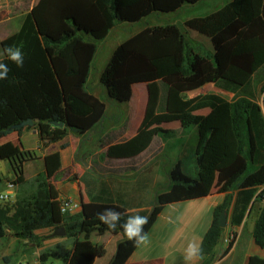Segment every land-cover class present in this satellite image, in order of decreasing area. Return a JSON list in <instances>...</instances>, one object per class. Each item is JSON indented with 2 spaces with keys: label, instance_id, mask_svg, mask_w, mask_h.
I'll return each instance as SVG.
<instances>
[{
  "label": "trees",
  "instance_id": "obj_1",
  "mask_svg": "<svg viewBox=\"0 0 264 264\" xmlns=\"http://www.w3.org/2000/svg\"><path fill=\"white\" fill-rule=\"evenodd\" d=\"M199 1L35 0L18 31L0 42L1 48L14 45L25 54L22 68L5 56L0 59L10 68L8 78L0 80V136L33 127L44 147L69 132L83 135L91 131L106 112L105 102L86 85L96 41L104 39L116 21L135 22ZM184 25L205 36L210 50H196L175 23L145 26L113 49L100 74L107 97L130 102L133 86L144 84L146 100L135 132L107 142L104 155L110 160H134L157 136L171 135L163 125L176 122L182 129L191 126L196 130L195 177L177 161L169 170V185L156 193L149 211H127L112 197L87 192L79 211L64 214L59 192L50 182L60 168V153L46 154L44 169L30 180L21 173L15 176L16 183L29 186V193L17 196L12 205H0V225L23 239L35 241L39 239L36 230L63 226V237L74 248L63 252L57 243L54 250L41 251L39 262L61 259L64 264H93L103 257L102 243H74L82 231H112L97 220V213L105 208L115 209L122 218L134 213L148 216L147 233L166 204L207 196L215 187L223 197L213 208L200 240L203 256L198 264L212 261L224 231L218 223L221 211L228 217L231 210L229 222L239 225L258 201L261 206L251 237L256 246L264 248V0H229L203 16L187 19ZM207 83L233 93L232 98L213 92L185 96L186 91ZM203 109H207L205 114L197 113ZM28 118L34 120L33 125L14 127ZM52 121L63 125L55 126ZM67 145L61 143L60 148ZM24 155L28 153H20L19 145L0 144V159H13L18 170ZM112 232L121 238L107 264H127L137 245L119 228ZM245 264H264V258L249 255Z\"/></svg>",
  "mask_w": 264,
  "mask_h": 264
},
{
  "label": "rangeland",
  "instance_id": "obj_2",
  "mask_svg": "<svg viewBox=\"0 0 264 264\" xmlns=\"http://www.w3.org/2000/svg\"><path fill=\"white\" fill-rule=\"evenodd\" d=\"M221 2L223 3L224 0H201L195 4H184L176 11L154 12L135 22L116 21L106 37L96 41L97 48L90 65L86 85L91 93L105 102L106 115L103 121L92 130L88 138V155H91L92 166L90 168H84V172L81 175L79 172L70 175L69 180L78 178L83 183L86 193H95L101 185L112 187L113 192L111 197H119L121 194L124 196L123 193L128 197L130 194L138 193L140 199L139 205H142L144 209L149 211L154 203L156 193L169 185V170L177 161L181 162V166L187 174L195 177L196 164L193 152L197 142L196 130L191 126L182 130L176 122L163 125L164 128L170 129L172 133L167 138L157 136L150 148L152 152L148 158L151 159L146 166H142L143 162H139L138 164H125L104 161L106 157L102 145L109 141V132H115L114 140H123L131 136L138 126L145 106L146 88L144 84L134 85L132 89L133 94L129 100L130 102L119 103L107 97L104 87L100 84V74L116 45L145 26L175 23L180 27L185 37L189 40V43L196 50L209 51V40L205 36L188 30L184 22L191 17L203 16L217 9ZM212 91L213 89L207 86L201 92L210 93ZM223 97L230 99L231 96L224 94ZM257 100L261 104L260 91L257 93ZM125 106L127 107L126 110L124 109ZM206 112L207 109H203L197 113L205 114ZM124 131L126 132L124 133ZM34 140V138L29 139V147H35V153L38 155V149L36 148ZM72 142H74L73 139ZM71 148H73V144H70ZM14 160L16 161L17 159ZM12 162L13 159H0V176L13 178V174L18 169L17 166L12 165ZM101 162L104 163V166L100 164ZM100 165L102 168H99ZM125 165L128 167L125 168ZM34 167L38 169V158L33 159L32 164L28 167L30 170H25L27 173L26 178L23 177L26 180H30L35 175L34 171L36 169ZM110 169L119 170L118 173H132V175L124 177L123 175L110 172ZM66 185L67 183L65 182L63 186ZM16 190L15 200L17 196L28 194L30 188L23 183L17 184ZM215 193H220L218 187H215L205 198L200 197L168 205L166 211L171 214L172 219L170 222H164L163 229H159L154 235L159 240L158 243L161 244L157 250L162 253H167L168 249L166 248V244L173 245L176 247L175 249H178L179 245L181 248H185L189 241L200 243L211 219L212 203L219 199ZM13 203L10 204L12 205ZM260 205L261 202L259 201L254 204L255 215L256 207ZM253 220L254 216L252 215L240 236L238 248L225 260H223V257L228 252H225V250L231 244L225 246L223 236L225 233L233 231L237 239V233L232 228L223 231V235L215 248L216 250L210 264L215 261H217L216 264L220 263V261H222L220 264H242L249 255H257L264 258V248L256 246L248 233L249 227L253 224ZM35 233L39 236V239L29 241L0 225V264H18L22 256L25 257L23 260L27 264H37L41 251H52L55 249L57 243H59L63 252L74 248L70 239L63 236H52L50 229H39ZM119 237L112 231L105 230L99 232L96 229H91L80 232L74 244H83L85 241L90 246L104 244L106 249L105 255L96 258L93 264H107L115 250ZM178 252V250L171 252L167 258V262H170L169 264H184L183 250L181 253ZM55 261L62 263L61 259H56ZM150 264H157V262L153 261Z\"/></svg>",
  "mask_w": 264,
  "mask_h": 264
},
{
  "label": "crops",
  "instance_id": "obj_3",
  "mask_svg": "<svg viewBox=\"0 0 264 264\" xmlns=\"http://www.w3.org/2000/svg\"><path fill=\"white\" fill-rule=\"evenodd\" d=\"M227 1H229V0H224L223 3L221 2V4H219V7L222 6ZM34 2H35V0H0V42L5 37L9 36L10 34L16 32V31H18V29L21 26V22H22L23 17L30 11ZM195 33H197V32H195ZM199 35H201V34H199ZM0 48H1V46H0ZM1 58H3V55H0V59ZM207 86H210L211 89H213V91H212L213 93L219 94L222 97L224 94L231 96L230 99L233 96V93L228 92L226 90H223L221 88L215 87L213 85V83H207L200 88L190 90V91H186L185 96L187 98H191V97H194L196 95L205 94L201 91ZM230 99H227V100H230ZM119 103H121V102H119ZM124 109L126 110L127 107L125 106ZM105 115H106V112H105ZM103 119L100 121V123L103 121ZM92 130L86 134H83V135H76L72 132H69L62 140L50 143L47 146L43 147L40 145V140H39V136H38L36 129L31 127L28 129L27 128L23 129L20 134L13 131V132H10L8 134L0 136V144L4 143L6 141H10L13 144L19 145L20 153H22V154H23V152L28 153V155H24V157L20 163L18 162L20 165V169L13 174V178H15V176L19 173H21L26 178V174H27L26 171H27V169H29L28 167L30 164H32L34 158H38V169H36V167H34L37 170V171L35 170L34 173L36 174V173L42 171L44 169L43 157L50 152L58 150L60 153L61 165H60V168L51 176L50 182L58 190L60 199H62L64 197H69V198L76 200L80 204L82 197H83L84 201L87 200V194L84 190L83 183L78 178H76L74 180H69V176L74 174V173H78V172L81 175L84 172V168H90L92 166L91 165V155H88V145H87L89 143L88 138H89ZM125 132L126 131H124V133ZM108 136H112V137H110L109 141L114 140L113 138L115 137V132H113V131L109 132ZM30 138L35 139L34 141L36 144V148L38 149V155L35 153V149H34L35 147H33V148L29 147V142H30L29 139ZM72 139L74 140V142H72ZM114 141H116V140H114ZM65 142H67L68 145L64 148H60V144L65 143ZM106 143H104L102 145V148L105 149ZM70 144H73V148H71V149H70ZM150 148L145 150L141 155H139L138 157H136L134 160H131V161L110 160L106 156H105L106 158L104 161L105 162L111 161L114 163L117 162V163H125V164H132V163L138 164L139 162H143L142 166H146L151 159V158H148V157H150V153L152 152L150 150ZM141 156H142V158H141ZM6 160H11V159H6ZM100 164L102 166H104L103 162H101ZM101 165L99 166V168H102ZM127 167L128 166L125 165V168H127ZM130 168H133V167H130ZM110 172L116 173L118 175L119 174L123 175L124 177H129L132 175V173H128V172L118 173L119 170H113V169H110ZM65 182L67 183V185L63 186V184ZM16 188H17V186H16ZM112 192H113L112 187H107V186L101 185L100 188L93 194L98 193V194L103 195L104 197H111ZM16 194H17V190H16ZM123 194H124V196L121 194V196L119 195V197L113 196L112 198H113V200H117V201H120L121 203H123L126 206L127 211L132 212V211H136L139 209H144V207L142 205H139L140 199H139L138 193L130 194V195H128V197L125 196L126 195L125 193H123ZM215 195H217V197H219V199L212 203V210L222 200L223 193H221V192L215 193ZM207 196H204L202 198H205ZM179 202H182V201H179ZM173 203H177V202H173ZM171 204L172 203L166 204L163 207L162 211L158 214L154 223L152 224L150 229L147 231V235L149 237L148 245L147 246H144V245L137 246L136 249L132 252V254L128 257L127 264H150L153 261H156L157 264H169L170 262H167V258L171 254V252L178 250L179 251L178 253H181V251L184 249V247L181 248L180 245L178 246V249H175L176 248L175 246L166 244V248L168 249L167 253H162V252L157 250V248L161 244L158 243L159 240L156 239L154 237V235L157 233V231L159 229H163V223L164 222H170L171 221V219H172L171 214L168 211H166V208L168 207V205H171ZM260 206L256 207V215H255L254 206L251 209H248L245 212V214L242 218V221L239 225H234V224H231L229 222V216H230L231 210L229 211L224 231L227 230L228 228H232V230H234L237 233V239H236L235 243L232 245V247L228 250L227 254L223 257V260H225L228 256H231L236 251V249L238 248V246L240 244V236H241L245 226L247 225L249 218L253 215L254 216L253 224H251L252 226H250L249 230H248L249 236L251 237V232L253 229L254 221L258 215V211H259ZM79 209H80V207H79ZM79 209L77 211H79ZM212 210H211V212H212ZM173 215H175V214H173ZM179 219H180V217H179ZM42 229H49V228H42ZM115 234L117 236H120L118 238V240H119L121 238V235L118 232H115ZM0 244H1V238H0ZM199 261L197 262V264L199 263ZM245 261H246V259H245ZM216 262L217 261L213 262L212 264H216ZM221 262L222 261H220V263ZM220 263H218V264H220ZM242 264H245V262H243Z\"/></svg>",
  "mask_w": 264,
  "mask_h": 264
},
{
  "label": "clouds",
  "instance_id": "obj_4",
  "mask_svg": "<svg viewBox=\"0 0 264 264\" xmlns=\"http://www.w3.org/2000/svg\"><path fill=\"white\" fill-rule=\"evenodd\" d=\"M0 55L5 56L8 61L14 63L18 68H22L24 65L25 54L20 47L8 45L0 48ZM9 71L8 64L0 61V80H6ZM0 198L6 199L7 197ZM97 220L109 230L115 231L119 228L127 240L137 246H147L149 243V237L144 231V226L149 222L148 216L134 213L128 215L126 218H122L121 213L115 209L105 208L103 211L97 213ZM202 256V246L195 241H189L183 249L184 264H197L202 259Z\"/></svg>",
  "mask_w": 264,
  "mask_h": 264
},
{
  "label": "built area",
  "instance_id": "obj_5",
  "mask_svg": "<svg viewBox=\"0 0 264 264\" xmlns=\"http://www.w3.org/2000/svg\"><path fill=\"white\" fill-rule=\"evenodd\" d=\"M14 179L15 178H5L0 176V197H7L6 199L0 198V205L10 204L15 201L16 186L18 183H16ZM59 206L61 213L72 214L79 209L80 204L72 198L64 197L60 199ZM235 241L236 235L233 231L225 233V235L223 236V242L225 246H229L230 244L233 245ZM18 264H27V262L24 260H20ZM37 264H64V262L62 261V263H58L55 260H47L43 263L38 262Z\"/></svg>",
  "mask_w": 264,
  "mask_h": 264
},
{
  "label": "water",
  "instance_id": "obj_6",
  "mask_svg": "<svg viewBox=\"0 0 264 264\" xmlns=\"http://www.w3.org/2000/svg\"><path fill=\"white\" fill-rule=\"evenodd\" d=\"M34 120L28 118L26 120L21 121L19 124L15 125L14 127H24V126H28V125H33ZM52 124L55 126H62L63 123L62 122H55L52 121ZM226 221H227V214L225 211H221V213L219 214V218H218V223L220 227H225L226 226ZM65 234L64 228L63 226H57L56 228H54V230L52 231L51 235L52 236H63ZM25 257L22 256L21 260H23Z\"/></svg>",
  "mask_w": 264,
  "mask_h": 264
}]
</instances>
